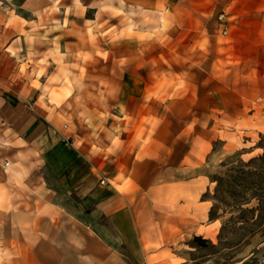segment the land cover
Instances as JSON below:
<instances>
[{
    "label": "crops",
    "instance_id": "crops-1",
    "mask_svg": "<svg viewBox=\"0 0 264 264\" xmlns=\"http://www.w3.org/2000/svg\"><path fill=\"white\" fill-rule=\"evenodd\" d=\"M166 4L164 0V8ZM114 5L123 12L131 8V24L121 27L123 31L151 30L150 22H141L139 16L154 17L155 0H116ZM108 6V0H23L21 7L30 16H51L52 21L46 25L39 21V27L45 26L47 32H52L51 46L44 47L43 51L39 49V54L33 57L39 69L35 76L39 86L29 89L20 86L14 91L13 58L7 50L12 46L11 0H0V37L3 36L0 44L3 47L0 54V264H181L183 258L173 243L185 239L189 231L203 236L200 227L205 226L203 222L208 219L210 208L203 196L209 183L207 174L196 172L167 180L157 197L145 189L139 177L153 175L152 169L155 172L156 167L163 173L166 164L174 167L175 174L183 173L181 170H198L205 157L199 142L203 138L199 137L198 141L197 132L190 134L185 125L173 138L161 142V148L154 145L157 142L155 126L164 127V121L160 119L156 123L153 118L156 104L149 97L147 102L142 99L151 93L157 73L154 67L151 71L148 67L142 76L139 65L149 61L154 64L155 58H109L105 62L96 55L99 50L96 42L80 39L99 32V36L95 35L101 37L98 42L102 44L101 33L108 28L105 11ZM228 17L229 13L227 23ZM64 20L68 24L58 27ZM171 23L170 30L174 27ZM175 25L176 29L183 28L177 21ZM69 29L75 30L77 41L72 47L75 49L67 51L68 59L76 58L81 51L89 65L95 60L110 62V67L92 66L89 71L64 72L70 79L107 80L108 85L104 87H84L89 95H103L110 101L99 105L92 97L85 100L91 112L90 126H103L105 122L100 117L95 119L97 116L92 112L109 113L104 123L106 130L99 133V138L115 141L107 143L100 139L105 145L98 152L96 148L77 145L72 135L63 132L56 116L48 119L38 112L45 111L38 97L48 94L46 89L59 87L51 81L59 75L55 71L58 59L66 56H60L56 46L60 47L61 37L64 39ZM40 34L41 30L39 39ZM19 38L23 43L24 35L20 34ZM132 38L130 43L138 39ZM63 42L68 46L73 41L64 39ZM29 58V55L23 56L20 62H14L26 63L28 67ZM111 64L115 65V72ZM26 70L29 73V68ZM19 80L29 84L26 76ZM27 98H32L30 108L36 116L25 105ZM46 102L49 103L48 97ZM106 106L112 107L109 112ZM112 125L114 130L109 129ZM166 133L164 130L163 134ZM158 149H161L158 158L161 162L153 166L150 161L155 162L153 153ZM172 149L174 161L168 162L165 152ZM50 155H57L55 165L49 161ZM104 173L108 177L100 184L94 176ZM126 176L132 180L131 189L124 186ZM74 193L79 198H74Z\"/></svg>",
    "mask_w": 264,
    "mask_h": 264
},
{
    "label": "rangeland",
    "instance_id": "rangeland-1",
    "mask_svg": "<svg viewBox=\"0 0 264 264\" xmlns=\"http://www.w3.org/2000/svg\"><path fill=\"white\" fill-rule=\"evenodd\" d=\"M108 1L105 10L108 28L101 33L102 44L98 42L101 38L97 37L99 32H91L92 35L80 39L96 42L99 46L96 55L105 62L109 58H155L154 64L149 61L139 65L142 76L146 75L148 67L150 71L154 67L157 73L154 81L151 80V93L142 99L147 102L149 97L156 104L153 111L156 123L160 119L164 121V127L155 126V146L161 148V142L173 138L183 125L190 134L194 130L197 132L198 141L199 137L203 138L199 142L205 157L200 169L181 170L183 173L175 174L174 167L166 164L163 173L160 167H156L155 172L152 169L153 175L139 176L145 189L155 197L167 180L196 172L205 173L209 178L203 196L210 204L209 210H213L203 222L205 226L200 227L203 236L198 235L209 243L197 246L193 241L195 235L189 231L185 239L173 243L183 258L181 264H264V161H259L264 153V1L166 0L164 8V0H155V16H139L141 22L149 21L151 27L150 31L142 33L123 31L121 27L131 24V8H125L123 12L115 7L116 0ZM22 3L23 0H11L12 46L7 50L13 58L11 81L14 91L15 87L29 89L30 86H39L35 78L39 69L33 57L39 54V49L43 51L44 47L51 46L52 32H47L45 26L39 27V21L44 25L50 23L51 16H30L23 11ZM221 12L230 14L226 35L221 33L218 19ZM176 21L183 26L182 29H176ZM170 23L174 26L172 30L169 29ZM67 24L68 21L64 20L57 25ZM20 34L25 37L23 43ZM75 35V30L69 29L64 39L73 41L72 44L64 45L62 37L60 47L56 44L59 55L66 56L58 59L55 71L59 75L51 81L59 87L45 88L49 93L38 97L39 105L45 111L39 109L38 112L48 119L56 116L63 132L72 135L77 145L96 148L97 151L105 145L103 141H115L99 138V133L106 130L104 123H107L109 113L92 112L97 116L95 119L100 117L105 122L103 126H90L91 112L85 100L92 97L99 105L110 104V101L103 95H89L84 87H104L108 85L107 80L99 81L97 77L70 79L64 72L89 71L92 66L110 67V62L95 60L89 65L88 58H83L81 51L76 58L68 59L67 51H73V45L76 46ZM133 36L138 39L130 43ZM2 40L1 35L0 44ZM2 53L3 47H0ZM27 55L30 56L28 67L26 63L17 65L16 62ZM111 67L115 72V65L111 64ZM22 76H26L29 84L19 80ZM24 103L36 116L30 108L32 98L25 99ZM106 108L109 112L112 107ZM109 129L114 130L115 126ZM191 144L189 142V146ZM172 146L175 147L174 142ZM160 151L153 153L156 157L155 162L150 161L151 165L156 163L157 166L161 162L158 160ZM173 151L165 152L168 162L174 161ZM56 156H49L53 165L57 163ZM94 177L102 184L108 176L104 173ZM132 185V180L126 176L125 188L131 189ZM73 197L77 199L78 196L74 193Z\"/></svg>",
    "mask_w": 264,
    "mask_h": 264
},
{
    "label": "trees",
    "instance_id": "trees-1",
    "mask_svg": "<svg viewBox=\"0 0 264 264\" xmlns=\"http://www.w3.org/2000/svg\"><path fill=\"white\" fill-rule=\"evenodd\" d=\"M262 148H264V146H262ZM259 158H260L259 161H264V153H262V155ZM212 210H213L212 208L209 210L210 214ZM193 241L195 242L197 246H204L207 243H209L208 240L203 239L201 236H198V235L193 236Z\"/></svg>",
    "mask_w": 264,
    "mask_h": 264
},
{
    "label": "built area",
    "instance_id": "built-area-1",
    "mask_svg": "<svg viewBox=\"0 0 264 264\" xmlns=\"http://www.w3.org/2000/svg\"><path fill=\"white\" fill-rule=\"evenodd\" d=\"M218 19L221 21L220 26H221V33L223 35L227 34V19H226V15L225 13L221 12V14H219Z\"/></svg>",
    "mask_w": 264,
    "mask_h": 264
}]
</instances>
